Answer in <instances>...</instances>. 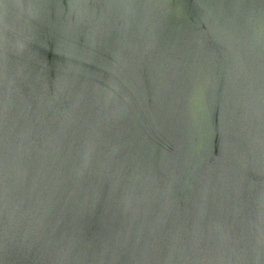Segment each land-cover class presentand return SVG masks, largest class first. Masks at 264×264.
Here are the masks:
<instances>
[{"label":"water","instance_id":"water-1","mask_svg":"<svg viewBox=\"0 0 264 264\" xmlns=\"http://www.w3.org/2000/svg\"><path fill=\"white\" fill-rule=\"evenodd\" d=\"M0 264H264V0H0Z\"/></svg>","mask_w":264,"mask_h":264}]
</instances>
